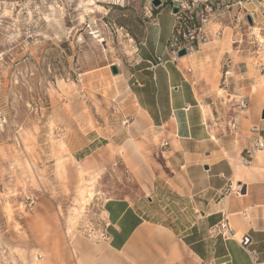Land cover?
Instances as JSON below:
<instances>
[{
	"label": "rangeland",
	"instance_id": "rangeland-1",
	"mask_svg": "<svg viewBox=\"0 0 264 264\" xmlns=\"http://www.w3.org/2000/svg\"><path fill=\"white\" fill-rule=\"evenodd\" d=\"M152 1L0 0V264H82L86 243L105 247L95 259L116 264L102 237L110 228L105 202L138 198V186L120 163L101 171H83L80 163L98 146H86L91 130L104 127L107 136L116 130L118 110L107 92L111 66L135 62L147 28L168 5L162 0L155 8ZM197 1L212 9L205 13L208 44L229 47L251 75L259 72L264 1ZM225 68L214 89L217 123L223 133L248 136L249 109L242 129L232 127L242 97L223 89L236 94L241 78ZM88 72L102 84L88 83Z\"/></svg>",
	"mask_w": 264,
	"mask_h": 264
},
{
	"label": "crops",
	"instance_id": "crops-1",
	"mask_svg": "<svg viewBox=\"0 0 264 264\" xmlns=\"http://www.w3.org/2000/svg\"><path fill=\"white\" fill-rule=\"evenodd\" d=\"M170 1L147 28L135 62L111 74L116 130H91L86 146H98L82 159L98 171L120 163L139 189L138 198L105 202L107 256L116 264H264V150L251 168L241 164L252 140L264 141V63L251 75L248 62L217 41L174 60ZM226 66L241 81L236 94L223 91L249 99L245 120L259 133L219 128L214 89ZM89 74L88 83L102 84Z\"/></svg>",
	"mask_w": 264,
	"mask_h": 264
},
{
	"label": "built area",
	"instance_id": "built-area-1",
	"mask_svg": "<svg viewBox=\"0 0 264 264\" xmlns=\"http://www.w3.org/2000/svg\"><path fill=\"white\" fill-rule=\"evenodd\" d=\"M170 7L172 15L174 16V26L167 50L175 60L178 58V53L181 50L185 49L189 55L208 43L209 37L205 30V24L207 22L205 13L211 12L212 9L209 5L201 7L197 0H172ZM174 8H178V12L173 14ZM200 15H202L201 19L199 18ZM248 109L249 100L242 98L239 105V114L235 116L232 124L234 130H238L241 115ZM251 132L255 134L259 133V128L253 126ZM261 150H264V141L256 137L252 140L251 146L246 150V155L241 158V164L246 168H251L253 156ZM102 237L108 241L109 237H106V235H102Z\"/></svg>",
	"mask_w": 264,
	"mask_h": 264
},
{
	"label": "bare ground",
	"instance_id": "bare-ground-1",
	"mask_svg": "<svg viewBox=\"0 0 264 264\" xmlns=\"http://www.w3.org/2000/svg\"><path fill=\"white\" fill-rule=\"evenodd\" d=\"M258 153H259V151H258ZM262 154H264V153H262ZM80 167H81V169L83 171L95 170V169H90V167H88V165H84L82 163H80ZM89 194H90L89 195L90 198H92L93 197L92 191H90ZM85 245H86L85 247H87L88 249L82 251V264H96V263H99L98 260L95 259L94 254L95 253H97V254L103 253L105 247L104 246H100V245L96 246V245H93L92 243H86ZM77 246H78L79 249H81L82 243L78 242ZM100 261H102L103 264H107L108 258L102 257L100 259Z\"/></svg>",
	"mask_w": 264,
	"mask_h": 264
},
{
	"label": "water",
	"instance_id": "water-1",
	"mask_svg": "<svg viewBox=\"0 0 264 264\" xmlns=\"http://www.w3.org/2000/svg\"><path fill=\"white\" fill-rule=\"evenodd\" d=\"M152 4L155 8H160V7H163L164 6V2L162 0H153L152 1ZM178 12V8H174L173 9V13H177ZM247 20L249 22L250 25H253L254 24V21H253V17L251 15H248L247 17ZM188 53L185 49L181 50L179 53H178V58H183L185 56H187ZM111 71L113 73V75H118L119 74V69L117 66H112L111 67ZM263 119H264V111H263ZM245 192V191H243Z\"/></svg>",
	"mask_w": 264,
	"mask_h": 264
},
{
	"label": "trees",
	"instance_id": "trees-1",
	"mask_svg": "<svg viewBox=\"0 0 264 264\" xmlns=\"http://www.w3.org/2000/svg\"><path fill=\"white\" fill-rule=\"evenodd\" d=\"M170 3H171V1H170Z\"/></svg>",
	"mask_w": 264,
	"mask_h": 264
}]
</instances>
